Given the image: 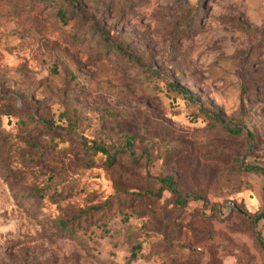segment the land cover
Instances as JSON below:
<instances>
[{
	"label": "rangeland",
	"instance_id": "374dc122",
	"mask_svg": "<svg viewBox=\"0 0 264 264\" xmlns=\"http://www.w3.org/2000/svg\"><path fill=\"white\" fill-rule=\"evenodd\" d=\"M253 164L264 0H0V264H264Z\"/></svg>",
	"mask_w": 264,
	"mask_h": 264
},
{
	"label": "trees",
	"instance_id": "16d2710c",
	"mask_svg": "<svg viewBox=\"0 0 264 264\" xmlns=\"http://www.w3.org/2000/svg\"><path fill=\"white\" fill-rule=\"evenodd\" d=\"M229 133H231L232 135H240L241 131L239 129H237V130L231 131ZM126 145H127L126 146L127 152H124V151L116 152L113 155H110L108 153V151L102 146H98L97 145V146H94L93 149H94V153L95 154H101V155L105 156L107 158V161L109 163H112L116 159H120L121 157H124V156H128L129 157V156L132 155V154L127 155V154H129L131 152V148H132V143H131V139L130 138L127 139ZM245 171L253 173V174H256V175H260L264 179V167L263 166H258V165H255V164L247 165L245 167ZM159 182L161 184V187L158 190V197H160L162 192L167 191L168 193H170V194H172V195H174L176 197V201H178V203H177L178 206H184L186 204L187 199L191 197L190 195H186V196H184V198H182L180 192L177 190L176 182L170 176H167V177H165L163 179H160ZM262 198H263V206H264V186H263ZM193 199H199V198L193 197ZM83 215H86V214H79L76 219L80 220ZM263 219H264V213L255 216L254 222L257 223L258 221L263 220ZM68 224H71V222L61 221L60 224H59L60 227H61V230L64 231L65 229H67ZM67 230H70V229H67ZM261 246L264 248V243L261 242ZM135 255H136L135 251H133V254H132L133 259L136 258Z\"/></svg>",
	"mask_w": 264,
	"mask_h": 264
},
{
	"label": "crops",
	"instance_id": "0c3cea01",
	"mask_svg": "<svg viewBox=\"0 0 264 264\" xmlns=\"http://www.w3.org/2000/svg\"><path fill=\"white\" fill-rule=\"evenodd\" d=\"M249 188L244 190L239 195L240 202L244 205L246 211L249 214H254L262 208L263 205V186L264 179L262 176H251L247 179ZM260 228L262 229V236L264 238V219L260 222Z\"/></svg>",
	"mask_w": 264,
	"mask_h": 264
},
{
	"label": "water",
	"instance_id": "95a60500",
	"mask_svg": "<svg viewBox=\"0 0 264 264\" xmlns=\"http://www.w3.org/2000/svg\"><path fill=\"white\" fill-rule=\"evenodd\" d=\"M229 206H230L233 210L237 211L238 213H240V214L246 216V214H245L242 210H240L239 208H237L235 205H233V204H229Z\"/></svg>",
	"mask_w": 264,
	"mask_h": 264
}]
</instances>
